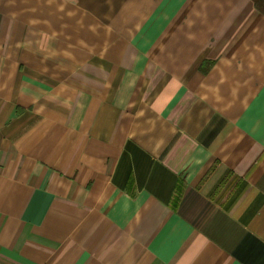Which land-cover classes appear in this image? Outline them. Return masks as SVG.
Instances as JSON below:
<instances>
[{
  "label": "crops",
  "instance_id": "1",
  "mask_svg": "<svg viewBox=\"0 0 264 264\" xmlns=\"http://www.w3.org/2000/svg\"><path fill=\"white\" fill-rule=\"evenodd\" d=\"M0 264H264L253 0H0Z\"/></svg>",
  "mask_w": 264,
  "mask_h": 264
},
{
  "label": "trees",
  "instance_id": "2",
  "mask_svg": "<svg viewBox=\"0 0 264 264\" xmlns=\"http://www.w3.org/2000/svg\"><path fill=\"white\" fill-rule=\"evenodd\" d=\"M256 9L264 13V0H253Z\"/></svg>",
  "mask_w": 264,
  "mask_h": 264
}]
</instances>
